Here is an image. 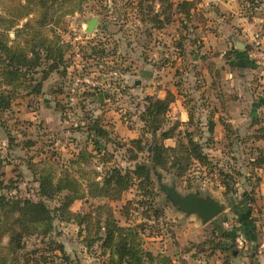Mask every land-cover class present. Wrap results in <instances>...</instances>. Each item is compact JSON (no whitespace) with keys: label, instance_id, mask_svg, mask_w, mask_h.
<instances>
[{"label":"rangeland","instance_id":"obj_1","mask_svg":"<svg viewBox=\"0 0 264 264\" xmlns=\"http://www.w3.org/2000/svg\"><path fill=\"white\" fill-rule=\"evenodd\" d=\"M23 1L0 0V264H119L103 246L110 220L141 264H264V0H55L43 25L34 13L4 30ZM9 56L26 67L9 71ZM167 91L177 100L161 130L142 136L146 98ZM189 141L207 163L192 161L182 178L149 160L155 144ZM137 164L151 185L133 182L119 201L100 196L108 170ZM64 173L79 185L67 209L66 191L41 198L38 184L54 190ZM160 184L223 210L201 224ZM16 199L43 202L46 233L45 224L21 233L6 205Z\"/></svg>","mask_w":264,"mask_h":264},{"label":"trees","instance_id":"obj_2","mask_svg":"<svg viewBox=\"0 0 264 264\" xmlns=\"http://www.w3.org/2000/svg\"><path fill=\"white\" fill-rule=\"evenodd\" d=\"M54 1L55 0H24L23 3H13V6L10 7L13 14L10 15L8 19L1 20V23H3L2 25L6 26L4 30H14L21 21L28 19V17L34 13H44V16L38 21L39 24L43 25L47 20V5L48 3L53 4ZM189 1L190 0H182L181 3L186 4L189 3ZM7 61L9 65L8 70L11 72L21 71L24 69L23 67H26V60L24 56H21L20 61H14V58L9 56ZM33 66L34 64L30 67ZM175 99V94L170 91H167L165 93V97L162 99L153 98L152 96H148L146 98L147 105L142 113V119L144 121L142 136L151 135L156 137L155 135L161 130L165 121V115L168 111L169 105L175 102ZM191 121L192 116L190 115L189 123ZM209 129L212 130V124H210ZM103 133L104 132L101 129H96V137H99ZM160 137H162L163 140L171 139L173 137V133L170 131L162 132ZM131 143L137 150H139V152L142 151V141L140 139L133 140ZM95 148L98 150V144H95ZM149 160L153 163L154 167H160L162 171L170 172L172 169H176V176L178 178H182L187 174L192 161H197L201 166H205V163H207V158L203 155L201 147L192 141H189L188 144L179 143L174 147H167L161 143L155 144L149 156ZM136 181H138L139 184L145 183L147 185H151L152 181L150 178V171L145 164H137L132 171L125 174H122L116 168H112L106 172L102 180L101 187L99 188L100 196L112 201H119L122 194L128 191L133 182ZM222 183L225 188L224 195H234L230 183L227 181H223ZM38 184L39 195L41 198H50L52 193L57 194L61 191H66L67 195L64 196L62 201V206L66 209L69 207L70 202L74 200L72 195L78 190L79 186L74 178H71L65 173L62 178L58 180L57 186L55 185L54 190L52 189L53 186H51V181L46 178L40 179ZM60 184H64L65 186L60 187ZM94 186L97 188V184H94ZM6 202V199H0V204ZM6 205L9 209L16 212L15 215L18 216L17 222L21 224V233L28 234L31 229L34 230L37 228V225L41 224L47 225L43 229V234L46 233V229H49L48 223L52 220L51 212L42 201L33 202L29 199H16L8 202ZM103 229V246L110 248L111 259L113 256H116L115 258L119 264L142 263L141 255L138 253V250L133 248L134 245H131L130 241L125 239H121L118 242L115 241L116 236L114 235L116 234V230H118V228L115 226L113 221L110 220L109 222H106ZM18 241H20V238L15 241L11 239V244H14L16 249L19 245ZM232 247V245H229L223 250L225 252H230ZM147 258L151 259L152 255L147 254ZM251 264H254L252 259Z\"/></svg>","mask_w":264,"mask_h":264},{"label":"water","instance_id":"obj_3","mask_svg":"<svg viewBox=\"0 0 264 264\" xmlns=\"http://www.w3.org/2000/svg\"><path fill=\"white\" fill-rule=\"evenodd\" d=\"M97 23L96 19H92L87 23V32H92ZM163 192H166L170 200L178 206L186 215L195 214L201 220V224H206L217 217L223 210L222 205L212 199L204 201L195 194L186 197L179 195L173 187H166L160 184Z\"/></svg>","mask_w":264,"mask_h":264},{"label":"crops","instance_id":"obj_4","mask_svg":"<svg viewBox=\"0 0 264 264\" xmlns=\"http://www.w3.org/2000/svg\"><path fill=\"white\" fill-rule=\"evenodd\" d=\"M173 93V92H172ZM176 96V95H175ZM177 100V98L175 99V101ZM183 259H185V258H183ZM176 262V261H175Z\"/></svg>","mask_w":264,"mask_h":264}]
</instances>
